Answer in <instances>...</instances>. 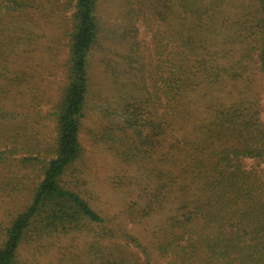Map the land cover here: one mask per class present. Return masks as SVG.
I'll list each match as a JSON object with an SVG mask.
<instances>
[{"label":"trees","instance_id":"obj_1","mask_svg":"<svg viewBox=\"0 0 264 264\" xmlns=\"http://www.w3.org/2000/svg\"><path fill=\"white\" fill-rule=\"evenodd\" d=\"M98 1L61 0L60 6L72 11L65 28V82L59 100L47 112L55 122L54 141L43 156L16 157L21 150L15 138L21 133L16 136V131L26 117L19 99L28 78L12 52L24 37L27 42L35 40L28 22L45 3L0 0V24L18 22L14 38L11 33L3 42L0 33V169L19 162L38 169L28 204L7 222L0 221V264H19L25 241L59 237L93 224L101 232L96 231V239L89 243V264H264V169L260 167L264 119L259 91H264V0H256L257 15L252 14L247 25L240 24L249 32L243 36L245 51L234 56L233 49H226L225 58L232 60L219 66H209L202 59L191 74L180 62L195 54V38L205 32L198 18L203 14L214 18L206 36L218 35L224 27L216 23L225 0H179L187 13V28L182 34L173 28L168 73L154 80L151 110L137 112L128 102L118 112L119 123L105 135L118 156L146 170L156 185L154 196L158 198L165 189L171 197L170 202L146 204V210L163 213L156 241L150 242L158 259L121 223L110 225L64 179L84 150L80 134L92 87L90 54L101 28ZM148 8L153 11L149 4ZM166 47L159 46L161 51ZM30 48L37 51L29 44V53ZM251 66L261 80L250 72ZM209 91L216 103L199 104ZM248 158L255 163L247 166ZM99 240L111 244L107 253L101 251Z\"/></svg>","mask_w":264,"mask_h":264},{"label":"rangeland","instance_id":"obj_2","mask_svg":"<svg viewBox=\"0 0 264 264\" xmlns=\"http://www.w3.org/2000/svg\"><path fill=\"white\" fill-rule=\"evenodd\" d=\"M255 1L225 0L216 23L224 26L218 29V35L210 33L206 36L209 23L214 18L200 15L198 20L201 19L202 24L199 26L205 32L196 36L195 54L180 62L182 69L190 74L197 72L202 59L209 66L229 64L232 57L225 58L226 49H233L234 56L245 51L247 44L243 36L249 32L248 29L243 31L240 24L247 25L250 16L257 15ZM43 2L42 12L28 22V32L35 40L27 42L24 37L12 52L13 58H17L16 65L28 78V83L22 86L23 97L19 99L23 104L19 109L26 117L20 120L22 129L16 131V136L21 133L15 137L21 149L16 157L49 153L56 134L55 122L47 112L59 100L65 82V28L69 27L72 9L61 7V0ZM97 12L101 28L90 54L92 87L80 134L84 150L79 162L71 167L64 179L69 185L76 186L110 225L121 223L137 235L158 259L150 242L156 241L155 232L162 224L163 213L146 210V204L170 202L171 197L166 196L165 189L158 198L154 196L156 185L146 170L118 156L105 135L119 123L118 112L125 110L128 102L134 104L137 112L151 110L149 96L156 89L154 80L168 73L166 63L172 50L173 28L183 33L187 28V13L179 0H99ZM17 24V21L0 24L3 42L11 33V39L16 36ZM161 43L167 46L162 51L159 48ZM29 44L37 47V51L30 48L29 53ZM159 65L161 68L158 70ZM250 72L262 79L256 75L254 66L250 67ZM259 91L262 92L261 116L264 119V91ZM200 100L199 104L204 105L208 101L216 103L211 91ZM106 113L110 115L106 116ZM143 130L146 133L148 127ZM254 163L253 159H246L247 166ZM260 167L264 169V162ZM37 170L20 162L0 169V221L7 222L28 204ZM100 229L93 224L59 237L41 236L25 241L19 252V264H89L92 256L89 243L96 239L93 234L101 232ZM99 241L101 251L107 253L111 244L106 240Z\"/></svg>","mask_w":264,"mask_h":264}]
</instances>
